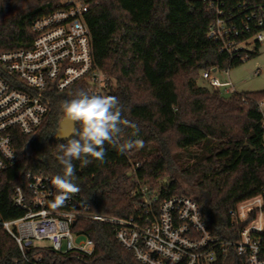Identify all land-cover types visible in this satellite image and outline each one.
<instances>
[{"label": "trees", "instance_id": "obj_1", "mask_svg": "<svg viewBox=\"0 0 264 264\" xmlns=\"http://www.w3.org/2000/svg\"><path fill=\"white\" fill-rule=\"evenodd\" d=\"M81 1L89 5L86 20L95 60L114 80L110 95L118 98L122 119L135 125H121L120 142L143 141V147L126 154L106 142L103 161L89 157L92 163L87 166L73 161V182L90 211L118 218L137 215L139 194L133 191L140 182L162 187L163 197L191 195L212 230L232 231L236 238L240 225L230 211L264 191V130L258 109L264 90L226 93L198 79L203 70L241 64L244 56L256 55L261 42H255V52H221L219 43L208 36L216 15L202 0ZM244 1L226 0L228 9L240 17L245 13L236 8ZM65 7L63 0H0V54L30 47L36 36L33 22ZM81 91L89 95L83 82L52 91L51 109L40 129L30 135L15 133L18 160L0 174L4 219L23 214L12 200L27 171L63 174L59 145L67 141L53 136L64 117L62 102ZM178 174L189 188L182 186ZM74 231L94 240L95 252L89 258L47 248H32L28 257L40 256L39 264H141L118 241L110 222L79 219ZM0 264H29L1 227ZM225 264L246 263L233 255Z\"/></svg>", "mask_w": 264, "mask_h": 264}, {"label": "built area", "instance_id": "obj_2", "mask_svg": "<svg viewBox=\"0 0 264 264\" xmlns=\"http://www.w3.org/2000/svg\"><path fill=\"white\" fill-rule=\"evenodd\" d=\"M216 19L208 36L219 43V50L230 56L264 41V0H247L234 13L226 0H202ZM65 8L37 18L32 25L36 36L28 48L0 54V174L18 160L14 135L36 133L51 109L52 91H64L83 82L89 95H110L114 80L97 64L94 42L86 20L89 5L81 0H63ZM229 10V11H228ZM252 33L244 41L239 36ZM245 60L246 57L244 56ZM229 69L203 70L201 77L212 88L237 92L231 80L215 75ZM264 130V99L258 102ZM52 175L25 173V182L13 191V204L21 216L4 219L0 227L17 243L22 258L39 264L40 256L28 257L32 248L71 253L80 260L92 256L95 242L74 231L79 219L112 223L116 238L141 264H225L233 255L246 264H264V191L239 202L230 211L240 225L237 237L232 231L212 230L191 195L162 196V187L138 183L133 194L139 212L130 218H118L90 211L79 193L70 194L64 205L53 207L59 190L51 183ZM242 224V226H241ZM49 242L48 247L36 244ZM17 263V258H12Z\"/></svg>", "mask_w": 264, "mask_h": 264}, {"label": "clouds", "instance_id": "obj_3", "mask_svg": "<svg viewBox=\"0 0 264 264\" xmlns=\"http://www.w3.org/2000/svg\"><path fill=\"white\" fill-rule=\"evenodd\" d=\"M64 120L73 127L67 135L60 138L67 141L60 144L59 163L62 165V175L52 177L51 183L59 190L52 206L59 207L65 204L70 194L80 192V188L73 182L75 178V165L73 161H81L82 166L92 163L89 158L103 161L105 158V143L112 145L121 154L133 147H143L141 140H126L120 142L121 125H130L122 119V107L119 100L111 95L91 96L79 92L76 98L64 100L61 104ZM80 127L76 128L75 125ZM78 137V138H76Z\"/></svg>", "mask_w": 264, "mask_h": 264}, {"label": "rangeland", "instance_id": "obj_4", "mask_svg": "<svg viewBox=\"0 0 264 264\" xmlns=\"http://www.w3.org/2000/svg\"><path fill=\"white\" fill-rule=\"evenodd\" d=\"M255 46L256 44H250L248 50L250 52H255ZM215 75L222 81L231 80L238 92L264 90V41L261 43L256 55L247 58L237 66L230 67L229 76L225 75L224 70L216 72ZM198 83L210 87L208 83L202 79L201 74ZM179 179L183 187H190L188 182L180 176ZM36 244L44 247L49 246V242L47 241H39L36 242Z\"/></svg>", "mask_w": 264, "mask_h": 264}, {"label": "water", "instance_id": "obj_5", "mask_svg": "<svg viewBox=\"0 0 264 264\" xmlns=\"http://www.w3.org/2000/svg\"><path fill=\"white\" fill-rule=\"evenodd\" d=\"M72 125L67 122L66 120H64V117L61 119L60 123H59V127L57 128L53 138L55 141H62V142H66L65 139L60 138L61 136L67 135L70 131H72ZM76 127V125H75Z\"/></svg>", "mask_w": 264, "mask_h": 264}]
</instances>
